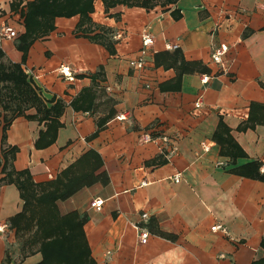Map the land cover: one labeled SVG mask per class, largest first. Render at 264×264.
<instances>
[{
	"label": "crops",
	"instance_id": "crops-1",
	"mask_svg": "<svg viewBox=\"0 0 264 264\" xmlns=\"http://www.w3.org/2000/svg\"><path fill=\"white\" fill-rule=\"evenodd\" d=\"M28 1L0 0V26L18 31L1 38L0 49L6 60L22 63L48 106L60 101L63 110L50 145L36 146L51 123L40 115L15 117L5 145L18 147L16 169H29L37 183L65 179L63 171L89 151L98 155L68 175L86 169L97 180L57 201L61 215L77 212L86 220L95 264H264V123L251 110L264 104V0H178L109 11L95 0L94 33L109 28L114 53L77 35L74 15L57 17L23 61L17 44ZM144 30L155 42L138 70L130 60L140 53ZM174 43L179 47L170 49ZM219 45L227 48L222 64L211 57ZM66 65L74 80L60 73ZM4 118L0 106V144ZM98 199L101 210L91 206ZM23 205L15 184L0 186V264L42 260L10 226ZM136 224L149 228L148 242H140ZM215 224L225 230H212Z\"/></svg>",
	"mask_w": 264,
	"mask_h": 264
},
{
	"label": "trees",
	"instance_id": "trees-1",
	"mask_svg": "<svg viewBox=\"0 0 264 264\" xmlns=\"http://www.w3.org/2000/svg\"><path fill=\"white\" fill-rule=\"evenodd\" d=\"M109 11L117 5L142 6L151 9L161 4L166 6L178 0H102ZM20 2L17 3V8ZM95 10V0H30L24 11L26 31L19 36L17 47L23 52L26 60L30 46L40 38H44L55 28L57 17L80 16L76 27V34L83 35L91 41L103 44L111 52H115L114 43L108 37L111 30L101 26V31L94 33V22L91 14ZM5 53L0 49V106L5 112L4 124L0 144V186L15 184L22 199L23 209L10 218V226L15 229L16 237L24 247L34 252V247L42 254V260L37 264H95L86 238L85 219L77 212L61 215L57 201L73 195L82 185L93 183L98 177L85 169V173L78 172L71 177L69 173L75 166H79L89 151L76 165L70 166L62 174L67 177H57L53 181L37 183L29 169L17 170L14 161L18 147L6 146L7 130L15 117L26 115L35 118L40 115L42 121L51 122L48 130L37 140L36 146L50 145L56 138L57 120L63 110V104L58 101L48 106L36 87L29 81L22 63L5 59ZM190 67V65H189ZM190 67L189 70H192ZM185 71L187 69H184ZM32 108L36 114L26 112ZM252 115L255 121L264 123V104H252ZM11 115H8L9 113ZM99 158V157H98ZM88 159V158H87ZM99 162V161H98ZM7 262V261H6Z\"/></svg>",
	"mask_w": 264,
	"mask_h": 264
},
{
	"label": "built area",
	"instance_id": "built-area-1",
	"mask_svg": "<svg viewBox=\"0 0 264 264\" xmlns=\"http://www.w3.org/2000/svg\"><path fill=\"white\" fill-rule=\"evenodd\" d=\"M123 35H124L123 30H120L113 36L115 39H119V38H122ZM17 36H18V31L14 27L7 25V24L0 26V39L1 38L12 39ZM141 37H142V47H141L140 53L137 58L130 60V65L133 68L138 69V70H142L145 67L147 58L150 55V50L155 42L154 35L148 30H144L143 33L141 34ZM168 47L170 49L171 48L175 49L179 47V44L178 43L169 44ZM226 51H227V48L224 45L215 46L214 48H212V53H211L212 60L217 64H222ZM59 71L66 79L74 80V77H75L74 72L70 66L68 65L63 66L59 69ZM209 79H210V76L208 75H204L202 77V81L204 83L208 82ZM201 104H202L201 100H198L196 102V106L198 107H200ZM144 140L147 142L151 141L152 140L151 135L146 134L144 136ZM261 171L264 172V158L261 160ZM175 180L179 181V176H177ZM102 205H103V200H100V199L94 200L91 203V206L96 207L98 210L102 209ZM142 218L147 219L148 214L147 213L142 214ZM135 227L139 232L140 242L141 243L148 242L151 236V231L149 230V228L145 225H139V224H136ZM2 228L3 227L0 226V229ZM212 230L214 231L225 230V227L222 226L221 224H215L214 226H212Z\"/></svg>",
	"mask_w": 264,
	"mask_h": 264
},
{
	"label": "rangeland",
	"instance_id": "rangeland-1",
	"mask_svg": "<svg viewBox=\"0 0 264 264\" xmlns=\"http://www.w3.org/2000/svg\"><path fill=\"white\" fill-rule=\"evenodd\" d=\"M12 113L10 112L8 115H11Z\"/></svg>",
	"mask_w": 264,
	"mask_h": 264
}]
</instances>
